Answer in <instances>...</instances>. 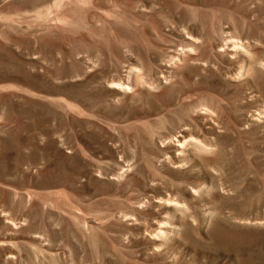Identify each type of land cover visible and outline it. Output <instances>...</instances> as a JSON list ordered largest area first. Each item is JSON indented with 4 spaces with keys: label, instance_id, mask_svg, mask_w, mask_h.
Wrapping results in <instances>:
<instances>
[{
    "label": "rangeland",
    "instance_id": "1",
    "mask_svg": "<svg viewBox=\"0 0 264 264\" xmlns=\"http://www.w3.org/2000/svg\"><path fill=\"white\" fill-rule=\"evenodd\" d=\"M0 264H264V0H0Z\"/></svg>",
    "mask_w": 264,
    "mask_h": 264
}]
</instances>
